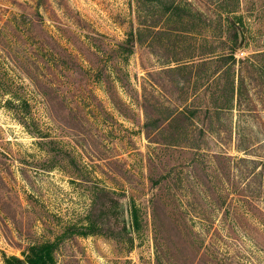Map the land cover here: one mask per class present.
<instances>
[{
    "label": "rangeland",
    "instance_id": "rangeland-1",
    "mask_svg": "<svg viewBox=\"0 0 264 264\" xmlns=\"http://www.w3.org/2000/svg\"><path fill=\"white\" fill-rule=\"evenodd\" d=\"M226 6L0 0V264H264V0Z\"/></svg>",
    "mask_w": 264,
    "mask_h": 264
},
{
    "label": "trees",
    "instance_id": "trees-1",
    "mask_svg": "<svg viewBox=\"0 0 264 264\" xmlns=\"http://www.w3.org/2000/svg\"><path fill=\"white\" fill-rule=\"evenodd\" d=\"M156 1L157 0H139V3L144 4V5L146 4L154 5V3L156 4ZM224 1H225V4L227 5L226 8L224 9V13L227 15L229 14L233 15L234 13H236L235 8L230 5L231 3H234V4L237 3L238 0H224ZM187 6L189 8V4L187 2L173 3L171 6V9L173 8L172 12H170V10L165 11L167 15V18H165V23L166 25H171L170 27H172L170 29L169 28L167 29L169 30H172V29L181 30L182 29L181 31H186L185 33H190V31H193L195 29L193 26V22H194V18L197 17L199 13H194L191 9L186 8ZM143 12H145V15H148L146 11H143ZM220 16H221V13H220ZM152 27H155V26H152ZM167 29L164 28L162 31H165ZM177 61L179 62L180 60H177ZM219 61H224L225 65L227 66V70H226L227 79H226V84L224 88L222 89L223 92L219 91L217 93L219 94L218 100L220 101V104L216 106V110H217V112H215L216 116H219L218 114L220 112H223V110L224 111L230 110L231 107L233 106L235 96L237 94H241V86L236 85V79L234 76V67L236 65V59L234 58V54L224 53L219 57ZM186 68H187V64H184L182 66L171 68L170 70L179 71V70L186 69ZM209 111L210 110L208 109L207 112ZM238 148L242 149V146L239 145ZM242 151L247 153L248 150L243 149ZM240 160L244 162L250 161L251 163H254V160H246L243 158ZM261 165H263L264 167V163H262ZM129 220H130L132 228L135 231H139L141 229L142 222H141V218L139 215V209L137 208L135 203L130 204ZM51 247H52L51 244H44V245H41L35 248L34 255L28 256L26 263L27 264H50L51 255H52ZM4 261H5V264H25L21 259H18L15 257L5 256Z\"/></svg>",
    "mask_w": 264,
    "mask_h": 264
}]
</instances>
